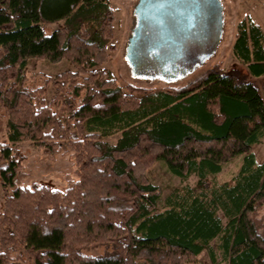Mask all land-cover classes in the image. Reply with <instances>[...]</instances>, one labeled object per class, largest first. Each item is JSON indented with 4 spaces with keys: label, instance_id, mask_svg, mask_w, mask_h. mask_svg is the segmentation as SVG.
Listing matches in <instances>:
<instances>
[{
    "label": "trees",
    "instance_id": "obj_1",
    "mask_svg": "<svg viewBox=\"0 0 264 264\" xmlns=\"http://www.w3.org/2000/svg\"><path fill=\"white\" fill-rule=\"evenodd\" d=\"M115 11L110 0H0V264H188L206 248L214 258L217 237L229 264H264V162L252 151L264 138V79L260 89L249 77H264L263 26L237 25L232 51L248 72L216 64L180 87L123 86L103 67ZM40 59L75 69L28 87L25 67ZM26 140L49 158L72 151L78 179L64 191L19 185L13 144ZM242 154L233 183L211 188L208 176ZM161 159L175 175L197 174L202 192L157 212L162 190L147 171Z\"/></svg>",
    "mask_w": 264,
    "mask_h": 264
},
{
    "label": "rangeland",
    "instance_id": "obj_2",
    "mask_svg": "<svg viewBox=\"0 0 264 264\" xmlns=\"http://www.w3.org/2000/svg\"><path fill=\"white\" fill-rule=\"evenodd\" d=\"M224 4V31L222 40L215 54L208 58L203 65H199L192 72L179 78L175 81H166L164 79H148L144 77L134 76L132 68L126 59V48L128 39L131 35L132 28L136 21L134 8L138 0H110L113 8H115L114 19V38L112 44L116 49L110 51L108 61L103 67L125 86L133 84L138 87L147 88H167L180 87L187 84L192 79L198 77L208 68L219 64L223 70L232 71L239 69L243 72H248L247 66L238 59L232 51V46L237 34V25L244 18H251L252 21L260 23L264 28V0H222ZM63 22L54 25H44L47 34L52 33L58 27H61ZM73 63L67 59L58 62H51L46 59L30 61L25 67L27 75L26 85L28 87H37L45 84L47 77L53 78L65 71L74 70ZM250 79L255 81L258 87L262 88L263 76H250ZM53 81L46 85L44 97L50 101L54 96L55 89ZM6 115H0V140L8 142L6 134ZM122 131L116 130L104 138L109 142H116L121 136ZM13 147L19 150L22 154V168L18 173V183L21 186H31L33 183L41 185H49L55 189L66 190L73 181L78 179L77 166L72 151L65 149L54 157L49 158L38 150L32 141H20L13 144ZM252 151L256 156L258 163L264 162V138L261 142L253 145ZM245 154L234 157L226 163L221 172L208 176V183L211 188L219 186L223 183H233L234 177L239 173L243 163ZM148 178L162 190V196L158 201L157 212H163L170 208V198L173 195L186 196L190 192L199 194L202 188L199 185L198 175L193 173L187 177L175 175L169 168L167 162L163 159L158 160L147 171ZM210 194V190L207 191ZM5 202V193L0 184V213ZM224 222L227 221L222 212H219ZM260 215H264V206L260 211ZM221 239L219 237L213 239L210 246L214 249V258L209 253L208 248L204 249L194 263L188 264H229L224 258L220 248ZM114 250L113 245H100L93 248H85L83 251L91 255L103 254L107 251ZM14 264H32L29 260H16Z\"/></svg>",
    "mask_w": 264,
    "mask_h": 264
},
{
    "label": "water",
    "instance_id": "obj_3",
    "mask_svg": "<svg viewBox=\"0 0 264 264\" xmlns=\"http://www.w3.org/2000/svg\"><path fill=\"white\" fill-rule=\"evenodd\" d=\"M222 0H138L126 59L137 77L175 81L212 57L223 36Z\"/></svg>",
    "mask_w": 264,
    "mask_h": 264
},
{
    "label": "crops",
    "instance_id": "obj_4",
    "mask_svg": "<svg viewBox=\"0 0 264 264\" xmlns=\"http://www.w3.org/2000/svg\"><path fill=\"white\" fill-rule=\"evenodd\" d=\"M60 23L61 22H63V21H59ZM59 22H56V23H51V24H49V25H54V24H58ZM44 25H47V24H44ZM44 25H43V27H44ZM235 41V40H234Z\"/></svg>",
    "mask_w": 264,
    "mask_h": 264
}]
</instances>
